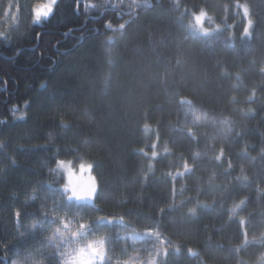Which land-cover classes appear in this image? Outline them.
<instances>
[{"label":"trees","instance_id":"obj_1","mask_svg":"<svg viewBox=\"0 0 264 264\" xmlns=\"http://www.w3.org/2000/svg\"><path fill=\"white\" fill-rule=\"evenodd\" d=\"M40 1L0 0V264H58L74 215L116 256L123 227L157 229L160 264H264V0H58L35 22ZM82 162L89 202L61 169Z\"/></svg>","mask_w":264,"mask_h":264},{"label":"rangeland","instance_id":"obj_2","mask_svg":"<svg viewBox=\"0 0 264 264\" xmlns=\"http://www.w3.org/2000/svg\"><path fill=\"white\" fill-rule=\"evenodd\" d=\"M132 5L135 4V0ZM58 0H41L35 9V22H41L48 18L54 11ZM8 12L16 9L14 21L19 16L18 2H11ZM10 5V6H11ZM244 28L249 29L253 23L252 11L248 4H244ZM130 12V11H129ZM198 14V13H197ZM9 16V15H7ZM7 19V18H6ZM204 12L196 15L197 29L202 34H211L215 28L214 23L208 19ZM12 21L7 19V25ZM84 168L64 163L61 169L65 173V187L73 199L79 201H92L96 188L93 175H89L86 162L80 163ZM54 227L50 245L52 252L56 253L58 264H160L163 249L169 245L157 229L142 231L127 230L123 227L118 229V237L128 244V254L125 257L116 256L109 245L107 237L95 229L91 223L81 215L67 218L60 216ZM97 249L98 251H94Z\"/></svg>","mask_w":264,"mask_h":264},{"label":"snow or ice","instance_id":"obj_3","mask_svg":"<svg viewBox=\"0 0 264 264\" xmlns=\"http://www.w3.org/2000/svg\"><path fill=\"white\" fill-rule=\"evenodd\" d=\"M94 251H98L97 249H94Z\"/></svg>","mask_w":264,"mask_h":264}]
</instances>
